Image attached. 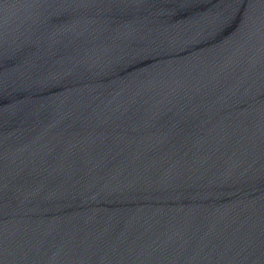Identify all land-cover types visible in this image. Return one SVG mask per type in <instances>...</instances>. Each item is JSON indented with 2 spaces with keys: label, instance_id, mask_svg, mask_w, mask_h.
Returning <instances> with one entry per match:
<instances>
[{
  "label": "water",
  "instance_id": "water-1",
  "mask_svg": "<svg viewBox=\"0 0 264 264\" xmlns=\"http://www.w3.org/2000/svg\"><path fill=\"white\" fill-rule=\"evenodd\" d=\"M0 264H264V0H0Z\"/></svg>",
  "mask_w": 264,
  "mask_h": 264
}]
</instances>
